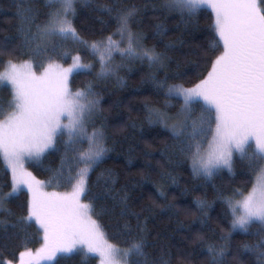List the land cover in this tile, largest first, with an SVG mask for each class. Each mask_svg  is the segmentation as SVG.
Instances as JSON below:
<instances>
[{
	"label": "snow or ice",
	"instance_id": "snow-or-ice-1",
	"mask_svg": "<svg viewBox=\"0 0 264 264\" xmlns=\"http://www.w3.org/2000/svg\"><path fill=\"white\" fill-rule=\"evenodd\" d=\"M81 5H89V0H48L46 6L52 10L43 23H37L28 9L20 14L21 51L7 38L0 42L4 69L0 85L10 87L12 95L10 101L0 103V160L11 174L10 183L0 188V227L15 215L9 206L26 190L27 202L17 205L21 214L11 226L21 230L36 226L42 233L40 247L20 251L18 264H45L56 261L61 253L95 256L99 264H173L171 249L160 245L159 237L153 240L149 232L144 213L152 209L135 211L127 187H115V173L101 172L96 184L100 192H93L91 174L104 164L111 150L107 146L110 136L101 97L92 85L71 87L73 73L91 72L94 64L85 63L80 52L68 51L69 42L94 58L98 81L112 77L121 81L119 72L134 62L147 66L146 80L157 94H163L164 104L157 108L145 103V119L169 134L175 163L187 162L194 180L207 185L225 171L235 175L237 161L246 163L256 177L251 189L217 192L227 231L221 228L224 234L216 238L208 216L212 205L197 199L200 215L193 223L200 229L192 242L201 241L206 264H227L232 234L248 233L257 226L258 243H245L242 249L255 256L256 264H264V0H163L160 8L182 21H191L205 8L214 15L203 48L206 67L190 84L178 71L171 72L168 52L173 45H165L163 51L149 47L143 31L134 30L147 3L144 9L123 0L97 4L96 10L108 15L115 31L102 32L91 41L82 38L76 27ZM155 29L158 37L166 34L162 24ZM116 54L120 63L115 62ZM63 58H71V65L58 62ZM173 100L179 107L171 114ZM61 144V165L49 170L47 180L28 171L26 165L41 164ZM157 193L166 199L159 188ZM107 200L112 201L111 207L103 203ZM174 208L168 205L166 210ZM109 213L123 221L112 237L100 222V216ZM204 229L212 234L207 240L201 235ZM149 249L157 251L150 254ZM0 264L12 261L0 258ZM179 264H190L187 254ZM238 264L243 262L238 260Z\"/></svg>",
	"mask_w": 264,
	"mask_h": 264
},
{
	"label": "trees",
	"instance_id": "trees-1",
	"mask_svg": "<svg viewBox=\"0 0 264 264\" xmlns=\"http://www.w3.org/2000/svg\"><path fill=\"white\" fill-rule=\"evenodd\" d=\"M47 2L48 0H0V42H4L7 38L9 44L19 53L24 40L20 31V14L31 9L28 14L37 23H43L46 14L52 10L46 6ZM112 2L113 0H89V5L79 6L76 27L82 38L91 41L99 39L102 32L107 35L115 31V25L108 15L96 10L97 4ZM123 3L135 4L142 9L146 3L148 4L147 9L137 17L138 23L134 25V30L143 31L148 37L146 43L149 47L155 45L163 51L165 45H173L168 52L172 59L171 72L178 71L187 84L194 82L198 75L204 72L206 65L203 63V48L208 43L214 25L213 14L208 9H202L191 21H182L178 15L169 14L160 8L163 0H123ZM157 24H162L166 31L162 37L156 36ZM33 31H35L34 27ZM67 50L73 54L80 52L85 63L94 64V70L91 72L74 73L70 77L71 87L79 89L88 84L92 85L93 90L101 97L102 116L110 136L107 146L111 150L104 164L91 174L90 183L93 185L94 194L100 192L96 184L101 172L111 170L116 174L117 190L125 187L129 190L130 202L135 211L140 212L142 208L149 207L152 209L151 213H144L148 216L149 232L153 240L159 237V244L171 249L173 264H179L183 254L188 255L190 264H206V255L201 251V241L192 242L195 239L194 233L200 229L199 224L193 223L200 215L195 201L206 200L212 205L208 216L211 218L210 226L215 230L218 238L219 235L224 234L221 228H224V232L227 231L225 225L228 221L224 219V206L217 199V192L230 194L233 189H250L255 175L249 173L246 163L237 161L234 168L235 175L230 176L225 171L207 185L199 179L194 180L187 162L180 165L175 163L176 157L172 155L170 148L172 141L169 134L161 127L149 125L145 119V103L157 108H162L164 104L163 94H157L146 80L147 66L134 62L119 72L121 81L118 82L116 77L98 81L95 77L99 68L94 58L84 52L82 46L71 42L68 43ZM23 58L26 59L27 56ZM58 62L64 66L72 63L71 58H63ZM115 62H121L119 54H116ZM177 65H179L178 69ZM3 70V66H0V72ZM11 99L9 87L0 85V103H7ZM171 103L174 107L170 109V113L174 114L179 105L175 100ZM133 124L136 125L135 129L132 128ZM63 156L64 146L61 144L59 150L48 154L41 164H29L26 167L38 179L47 180L50 175L49 170L59 169ZM10 181V174L0 160V188H4ZM158 188L166 193V199L158 195ZM26 202L27 194L24 192L19 200L9 206L15 215L9 218L8 224L0 227V258L12 261V264L17 263L20 251L25 248L35 250L42 243V233L39 232L38 227L21 230L19 227L11 226L21 214V209L17 205ZM103 203L111 207L112 201L107 200ZM168 205H175L176 208L166 210ZM100 222L109 237H112L114 230L122 227L123 224L122 220H118L116 215L111 213L100 216ZM132 224L135 225L134 218ZM258 230L257 226H253L248 233L232 234L226 256L227 264H238V260L243 264H256L255 256L244 252L242 245L258 243L260 239L256 235ZM201 235L207 240L212 234L204 229ZM156 251L149 249L150 254ZM57 262L58 264H97V259L72 253L58 257L52 264Z\"/></svg>",
	"mask_w": 264,
	"mask_h": 264
},
{
	"label": "rangeland",
	"instance_id": "rangeland-1",
	"mask_svg": "<svg viewBox=\"0 0 264 264\" xmlns=\"http://www.w3.org/2000/svg\"><path fill=\"white\" fill-rule=\"evenodd\" d=\"M206 9H208L210 12H211V9L210 8H206ZM212 13V12H211ZM213 17H214V15H213ZM71 65V64H70ZM64 67H68V66H64ZM74 73H76V72H74ZM73 73V74H74ZM9 89H10V87H9ZM10 91H11V89H10ZM9 172V171H8ZM9 174H10V172H9ZM10 177H11V174H10ZM256 182V177L254 178V181H253V184ZM251 189V188H250ZM249 189V190H250ZM25 192H26V190H25ZM70 254H72V253H61V254H59L58 256H57V258L58 257H60V256H64V255H70ZM84 256V255H83ZM89 256H91V255H89ZM91 257H95V256H91ZM96 259H97V264H99V258L98 257H95ZM54 261H52V262H45V264H52ZM15 264H18V261H17V263H15Z\"/></svg>",
	"mask_w": 264,
	"mask_h": 264
}]
</instances>
